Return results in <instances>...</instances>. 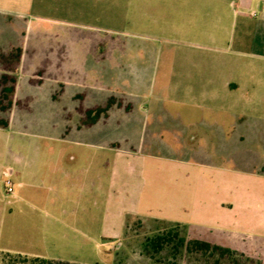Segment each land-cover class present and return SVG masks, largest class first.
I'll list each match as a JSON object with an SVG mask.
<instances>
[{"label": "crops", "instance_id": "0c3cea01", "mask_svg": "<svg viewBox=\"0 0 264 264\" xmlns=\"http://www.w3.org/2000/svg\"><path fill=\"white\" fill-rule=\"evenodd\" d=\"M64 1L0 0V12L15 17V30L19 19L35 8L49 3L58 7ZM156 3L160 12L177 6ZM220 3L232 14L195 17L182 28L174 21L157 25L159 47L131 40L123 47L86 45L82 33L43 27L25 34L20 44L13 38L5 50H19L9 123L12 113L33 112L38 103L34 90L44 86L46 115L62 120L59 131L47 137L44 161L33 160L28 175H42L43 180L57 174L74 177L70 187L52 183L46 188L83 193L99 190L95 169L103 168L109 191L131 194L134 168L145 181L154 169L167 171L172 212L157 214L161 222L264 241V0ZM247 13L258 18L254 25L245 24L241 15ZM244 50L254 60L244 61ZM38 73L40 81L32 83ZM90 110L96 121L85 125ZM52 128L49 132H55ZM100 154L109 158H98ZM42 166L46 170L41 174ZM117 170L122 174L118 183ZM13 174L12 166L0 164V180ZM214 182L220 184L219 196L210 191ZM18 185L27 186L23 181ZM164 190L160 188L161 196Z\"/></svg>", "mask_w": 264, "mask_h": 264}, {"label": "rangeland", "instance_id": "374dc122", "mask_svg": "<svg viewBox=\"0 0 264 264\" xmlns=\"http://www.w3.org/2000/svg\"><path fill=\"white\" fill-rule=\"evenodd\" d=\"M140 1L147 2L145 5H139ZM162 1H172L177 6L173 11L168 8L167 11L164 9L160 12L155 5L156 2ZM129 2L139 6L131 7ZM220 2L221 0H98L96 3L95 0H78L72 3L68 0L58 7L49 3L45 8H35L32 15L24 20L19 19L20 24L15 30L11 24V21H16L15 17L10 13L6 15L0 12V56L6 55L5 50L13 38L15 43L20 44L25 34L40 27L82 33L86 45L99 43L101 47H123L131 40L159 47L162 43L158 38L160 30L157 25L166 26L174 21V24L182 28L195 17L198 19L209 14L231 15L232 12L220 6ZM38 14L44 17L43 20L36 16ZM241 17L245 24L250 25H254L258 19L250 18L248 13ZM244 51V61L254 60L255 56ZM25 89L28 87L25 86ZM47 90L48 87L45 86L34 90L38 103L33 112L12 113L9 126L0 129V164L14 168V174L9 176V180L12 184L11 194L16 195L11 197V194L6 193V176L1 175L0 264L5 261L11 264L6 254L26 258L39 257L70 264H171L174 260L168 251L151 257L152 254L144 250L147 238L171 228H176L186 240L196 238L224 244L235 250L237 253L233 260L236 259L237 264H264L262 240L203 233L175 227L157 219L156 215L162 211L167 214L172 212V181L171 174L167 171L162 173L161 170L154 169L145 181L143 172L138 167L134 168L131 176V194L129 191L127 194L109 191L103 168L95 169L101 183L99 190L83 193L77 188L66 192L46 188L52 183L70 187L71 183H76L74 177L66 179V176L61 174L47 180H43L42 175L30 177L28 174L32 171L31 162L39 158L44 161L42 151L47 137L56 134L62 122L59 117L49 118L46 115L48 105L43 98ZM51 126L55 132H49ZM71 137V131L67 130L65 140L68 149H71ZM70 152L71 150L69 154ZM38 155L41 156L37 157ZM98 158L109 157L100 154ZM39 168L41 174L46 170L43 166ZM121 176V172L117 170L116 183L120 181ZM20 181L27 186L19 188ZM30 184L39 185L40 188H29ZM219 185L214 182L210 189L216 196L220 194ZM164 186L165 196H161L159 190ZM130 208L147 213L142 216L123 214L124 210ZM213 212V207L208 209L209 216L213 215ZM181 256L175 264H214L211 259L207 260L202 255L188 257L182 252ZM220 264L228 263L222 261Z\"/></svg>", "mask_w": 264, "mask_h": 264}, {"label": "trees", "instance_id": "16d2710c", "mask_svg": "<svg viewBox=\"0 0 264 264\" xmlns=\"http://www.w3.org/2000/svg\"><path fill=\"white\" fill-rule=\"evenodd\" d=\"M18 59L19 50L17 49H11L6 55L0 56V129H5L8 126L9 113L14 105L13 95L16 84L14 72ZM36 76L31 80L32 83H38L40 81V73ZM16 105L24 108L21 102H16ZM92 113L91 110L86 113L88 116L83 120L85 125H90L96 121L95 117H89ZM95 115H98V110L95 111ZM175 227L179 226L175 225ZM144 250L150 252L152 254L151 257L163 251H168V254L174 260L171 264H175L177 263L176 260L181 259L182 252H185L188 257L191 255H202L207 260L211 259L214 264H220L222 261H227L228 264H237V260H233L237 253L235 250L227 246L217 245L196 238L186 240L180 236L176 228L162 231L151 238H147L144 243ZM6 258L11 264H16L17 262L22 264H70L39 257L26 258L21 255L11 256L10 254H6ZM246 259L249 262L251 261L249 258ZM4 264H8V261H5Z\"/></svg>", "mask_w": 264, "mask_h": 264}, {"label": "built area", "instance_id": "2783aa9c", "mask_svg": "<svg viewBox=\"0 0 264 264\" xmlns=\"http://www.w3.org/2000/svg\"><path fill=\"white\" fill-rule=\"evenodd\" d=\"M4 190L6 193L11 194L12 193V184L9 180V176L6 175L5 181H4Z\"/></svg>", "mask_w": 264, "mask_h": 264}]
</instances>
